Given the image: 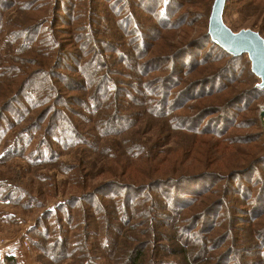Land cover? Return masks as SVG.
Segmentation results:
<instances>
[{"label": "rangeland", "instance_id": "rangeland-1", "mask_svg": "<svg viewBox=\"0 0 264 264\" xmlns=\"http://www.w3.org/2000/svg\"><path fill=\"white\" fill-rule=\"evenodd\" d=\"M213 2L0 0V76L10 68L14 54L43 63L48 55L53 56L50 63L55 62L45 64L41 71L51 72L48 80L56 90L51 100L59 104V114L75 120L79 134L75 144L64 140L63 134L54 135L47 147L44 142L51 127L47 123L53 118L37 115L46 104L32 106L28 92L22 99L14 96L18 105L0 97V264H77L85 260L120 264L127 260L132 243L144 249L143 264H264V88L257 86L260 79L251 71L247 53L232 56L204 36ZM227 2L224 21L230 28L261 30L264 37V0ZM71 37L78 40V49L69 44ZM107 41L109 45L104 43ZM63 43L67 53H62ZM183 43L191 44L186 46L190 55L179 60L174 46ZM130 49L129 56L139 55L138 61L153 63L149 70L136 68L150 77L148 88L157 90L155 83L164 76L167 86L158 89L161 93L181 87L190 93L180 98V115H190L192 121L201 114L202 103L209 108L218 101L222 106L221 113H214L219 108L206 110L205 114L213 113L202 114L199 122L209 131L223 133V137L171 136L169 143L159 148L192 158L211 152L209 145L217 140L220 159L215 166L221 173L216 176L236 174L238 178L215 180L200 195L180 192L178 206L157 190L135 195L124 206L122 189L99 195L96 202L89 198L90 187L106 181L102 171L112 164L113 151L124 156L132 152L135 133L133 139L146 144L142 148H152L158 129L166 124L155 117L152 106L142 102V96L135 93L137 98L131 99L127 94L137 76L130 62L117 63V59ZM83 53L94 57H105L106 53L111 68L107 74L114 85L123 82L127 89L122 99L129 106L121 114L123 118L133 117L134 124L124 128L127 132H121L123 135H105L102 119H97L106 112L93 115L79 105L80 95L88 94L74 81ZM38 63L34 61L33 67ZM85 69H95V63ZM117 69L119 74L114 72ZM39 98L44 100L41 94ZM110 99L106 111H112L114 101ZM80 110L83 114H76ZM225 139L228 146L222 141ZM179 146H183L181 152ZM189 149L192 151L186 152ZM74 183L91 185L84 188ZM74 194L82 201L67 204ZM213 202L224 205L212 210L206 219L204 214ZM112 222L116 223L113 227ZM108 232H114L130 249L120 244L109 259H103L99 250L87 248L94 240L100 243ZM59 238L68 240L59 242ZM60 245L66 246L64 251Z\"/></svg>", "mask_w": 264, "mask_h": 264}, {"label": "trees", "instance_id": "trees-1", "mask_svg": "<svg viewBox=\"0 0 264 264\" xmlns=\"http://www.w3.org/2000/svg\"><path fill=\"white\" fill-rule=\"evenodd\" d=\"M260 33H262L261 30ZM204 36H206L212 41L208 32ZM69 40H70L69 44L71 46H75V48L77 49L79 48L77 39L71 37ZM104 43H107V45H109L108 41ZM212 43L214 42L212 41ZM63 46L64 47L62 53H67L68 52L67 45L63 43ZM186 46L187 47L189 46L188 48H190L191 44L183 43L180 44L179 46L176 45L174 46L175 48H177L176 49L178 52L177 56H180L179 60L183 59L182 56L190 55V52L188 51V48ZM93 49L96 50L95 48ZM104 54L105 57L101 55H96L94 57L89 53L82 54V59H80L78 63V67L77 69H75V71L78 73V78L76 77L77 79H74V81H78L79 89L87 90L88 94L84 96V94L82 93L80 95L81 96L80 99H78L80 104L79 103L78 104L82 105V107L86 108L93 115H98L106 112L102 116L108 120L109 119L114 120V121H108L105 120L103 117L97 119V120L102 119L100 121L101 131L104 132L105 135H117V134L123 135L121 132H127V129L124 128H129L132 126L131 124H134L133 117L129 118L128 116L123 118V114H121L123 113L122 109L128 110L127 108L129 106L128 102H125L122 99L123 92L124 90L126 91L127 89L124 88L123 82L120 85L113 84V78H110V75L107 74V72L111 70L109 66V56L106 53ZM130 54H131V49L128 50L123 57H118L117 59L118 61L117 63L130 62L129 64H132L133 66L131 69L137 76L133 78L132 83H130V86L132 87V91L127 92V94L131 99L137 98L135 97V95H133L135 93H138L139 96H142L143 98L142 102L146 103V105L149 104L150 106H152L155 113V117L164 121L166 124L158 129L156 135L157 139L154 141L152 148L150 149L142 148L143 145L146 144L140 143V141L133 139L137 135V133H135L131 141L132 143H135L132 152L127 153V155L124 156L117 154V152L113 151L110 155V157L113 159V161H111L112 164L107 165L105 167V170L102 171L103 174H106L104 179L106 181L97 186L96 185L91 186L90 187L91 190L87 192L89 198L94 197L93 202H96L97 197L99 195L106 194L107 192H115L116 190L122 189L124 191V198L121 200V205L124 206L126 203L131 201L133 196L135 195L148 192L149 190L150 191L157 190L156 192H160L162 195L166 197V199L173 200V206H178V204H181L180 198H178L180 192L181 194L190 195V196L194 194L200 195L202 192L208 189L207 188V186H209L208 184H211L215 180H219V181L224 180L225 182H227L235 176H236L235 178H238V175L236 174L231 176H225L224 178H220L219 176L218 177L216 176V173L219 174L221 173V169H219L217 165L215 166L217 161L220 159L217 154V152H219L220 149L218 147L220 145V142L217 140H214L215 143L214 145H209L210 149H213L211 150V152L207 151L202 154L198 153V157L194 156L195 158L183 157L184 154L177 156L172 153L173 154L172 155L171 153H168L167 151H164L159 148V146L161 145H167L169 143L171 136H178V135L187 136L186 134L207 136L209 134H213L216 136V138L223 137L222 136L223 133L217 134L216 132L209 131L206 126L201 125L203 123L202 121L199 122V120L201 119V115L205 114L206 110L210 108H219L218 110L214 111V113H221L222 106H219L218 101H216L217 106H213L209 108L206 107V104L202 103L199 106L202 109V111H200L201 114L198 117L192 119V121L194 122V124H192L191 118L189 117L190 115H185V114L180 115L177 112L179 109L183 107V105H181L180 98L184 94H186V96H189L188 94H190V93H186L185 87H181L178 91H172V89H170L169 91H166L167 94L165 92L161 93L158 89L161 86H165V87L167 86L165 83L166 77L162 76L155 83L158 84L157 90L159 93L157 92V90L154 91V89L148 88L151 87L149 86L150 82H148L150 77L146 78L144 71L138 72V70L144 68L148 69L150 66H152L153 63H150L148 59L146 60L142 59V61H138L137 58H139L138 57L139 55L134 58L129 56ZM64 55L65 54H63L59 60H61L64 57ZM51 58L54 57L48 55L47 59L43 63L38 59L28 57V55L24 56L20 54H14V57L10 59V68L5 69L6 73H3L4 75L0 76V82L2 83L0 88V97L7 99L10 98L11 100L10 104L18 105L19 100L18 102L16 101L15 99L16 96H18L19 99H22L23 95L26 92H28L31 98L32 106H39L38 104H46L45 109L42 110L43 113H41L42 112L41 111L37 115L39 116L40 114L46 116L49 115L51 116V118H53L50 119L49 122L47 123V124H51L50 129L48 130L46 129L47 134L49 136H47L46 141L44 143L47 145V147H49L48 142L50 138L57 134H63L64 140L73 142V144H75L78 141L77 136H79V134H77V132L75 131L76 122L74 119L73 120L71 119L70 115L67 116V114H61V113L59 114V112L57 111L59 104L51 100L53 96V91H56L53 82L52 81L50 82L48 80L51 76V72L47 73L46 70L41 71V68L43 69V66L45 64L47 65L55 62L53 61L50 63ZM36 60L39 63L38 65H36L37 67L34 68L33 62L34 61L37 62ZM91 62H93V64L95 63V69L88 71L87 69H85V67L87 65H90ZM134 64L136 67L134 66ZM58 67L61 66L59 65ZM173 67H174V62L173 65H171V68ZM114 72L116 74H119L118 69L117 71ZM7 75H10V77L8 76L7 79H4V76ZM191 83H193L194 85L197 84L196 85L197 88L200 86L199 82H191ZM113 86L115 87V92H113L114 90ZM88 90H91V92H89ZM116 90L120 91V93ZM39 94L44 96V100L39 98ZM110 96L113 97V101H114L113 105L111 106L112 111H106L109 105L111 104L109 103L110 101H107L110 99ZM198 97L202 98L203 95ZM12 107L13 106L10 105V110ZM212 113H206L205 116H208ZM76 114H83V113L80 110ZM73 118H75V116ZM176 131H180V133L177 132L174 134V132ZM222 141L226 142L227 146L229 145L227 139ZM205 145L206 144L202 146ZM155 146L158 147L156 148ZM182 147L183 146H179L177 150L181 152V150H183ZM190 151L192 150L189 149L186 152H190ZM195 165L198 166L194 167ZM73 172H74L73 176H75V174L77 173L76 171ZM78 172H80L79 169ZM76 181H78V176L76 177L74 182ZM74 184L80 187L84 186V188H87V186L91 185L90 183H86L85 185H79L77 183ZM166 187L169 189L164 190V188ZM83 193L84 192H82V194ZM75 196L71 197L66 203L67 204L71 202L74 203V200L75 201L77 200V202L82 201L81 198ZM215 202H213L214 203L213 205L209 206L211 207V209L207 210L206 213L204 214V216L207 215L205 216L206 219L212 216V210H215L220 206L224 205V203L222 202L219 203H215ZM56 207L58 208L59 205H57ZM206 209L207 208H205V210ZM114 224L116 223L112 222L111 226L113 227ZM132 226H134V224H132ZM67 240H68L67 238H63V239L59 238L57 241L67 242ZM131 242L133 241H129V243ZM120 244L124 246V248L127 249L132 248L129 252V255L127 256V260L125 261V263H120V264H143L144 249L138 243L130 244V248H129V245L127 244L124 245L119 239H117L116 234H114V232L106 233V235L100 241V243H98L97 240H94L92 245H87V248H91V249L96 248L97 250L100 251L103 259H109L110 254L115 252V250L113 249H118ZM100 245H102L101 247L102 251ZM60 246L62 247L61 250L64 251V248L66 246L65 247H63L62 245ZM8 258L11 261H14L13 257L10 256ZM77 264H97V263H93V262H89V260H85V262L79 261ZM105 264H111V263H105Z\"/></svg>", "mask_w": 264, "mask_h": 264}, {"label": "water", "instance_id": "water-1", "mask_svg": "<svg viewBox=\"0 0 264 264\" xmlns=\"http://www.w3.org/2000/svg\"><path fill=\"white\" fill-rule=\"evenodd\" d=\"M227 0H214L209 17L208 34L212 41L228 53L248 54L251 70L260 79L258 87L264 88V37L252 28L234 31L224 21Z\"/></svg>", "mask_w": 264, "mask_h": 264}]
</instances>
